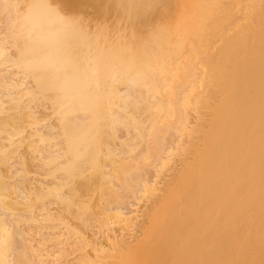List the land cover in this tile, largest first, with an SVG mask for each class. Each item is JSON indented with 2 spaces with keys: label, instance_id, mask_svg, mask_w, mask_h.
Returning <instances> with one entry per match:
<instances>
[{
  "label": "bare ground",
  "instance_id": "6f19581e",
  "mask_svg": "<svg viewBox=\"0 0 264 264\" xmlns=\"http://www.w3.org/2000/svg\"><path fill=\"white\" fill-rule=\"evenodd\" d=\"M47 1L0 0V264H264V0Z\"/></svg>",
  "mask_w": 264,
  "mask_h": 264
},
{
  "label": "rangeland",
  "instance_id": "374dc122",
  "mask_svg": "<svg viewBox=\"0 0 264 264\" xmlns=\"http://www.w3.org/2000/svg\"><path fill=\"white\" fill-rule=\"evenodd\" d=\"M102 2H99V3H101V4H96V2L97 1H94V3L95 4H92V0H77L76 1V3L75 2H72V4H75L76 6L75 7H73L74 9L73 10H71V11H69L68 13L69 14H71L72 15V18L73 19H80L81 20V25H83L84 27H93V26H96L97 24H101V25H104V26H110V25H112V23H113V21H114V17L116 16V14H117V12H116V14H115V11H116V9H117V7H116V9H115V11H113V12H111L112 10H114V6L115 5H117L115 2H116V0H114V2L112 1V0H101ZM106 1V2H105ZM134 1V2H133ZM136 1L137 0H132V3L130 4V2H131V0L129 1V4H127L126 6H125V11L123 12V14L120 16V21L121 22H123V24H124V27L126 26V28H128L129 29V27L130 26H134L135 24H137V22H138V24L139 23H141V25H147V24H145V23H148V20L147 21H145V20H143L144 18H142L143 17V15L146 13V16H148L149 17V14H151V13H149V12H151L152 10V8H150V10H148L147 9V11H145V13H143V15H142V8H144L145 9V7L146 8H148L147 6H144L145 4H143V2H145L144 0H140L142 3H140L139 1V3L140 4H142L141 6H140V4L137 2L136 3ZM148 2H150V0H147ZM153 1V0H152ZM155 2H153L155 5H157V7H158V4H159V7H160V9H161V2L160 1H156V0H154ZM49 2H51V3H53L54 2V0H48L47 1V3H49ZM58 4L59 3H61L62 2V0H57L56 1ZM89 2H91V4L89 3ZM102 3H103V5H102ZM114 3H115V5H114ZM145 3H147V2H145ZM156 3H158V4H156ZM87 4H90V5H88L87 6ZM112 4H113V6H112ZM152 4V3H151ZM151 4H148V5H151ZM92 5H93V7H92ZM99 6L98 8H97V6ZM104 5H106L105 7H104ZM100 6H102V7H100ZM144 6V7H143ZM151 6H153V5H151ZM151 6H149V7H151ZM65 7V6H64ZM113 7V8H112ZM142 7V8H141ZM156 6H154L153 7V9L155 8ZM100 8V9H99ZM108 8H111V9H108ZM163 8V7H162ZM65 9V8H64ZM104 9H107L108 11L109 10H111V11H107V10H105L104 11ZM143 9V10H144ZM155 10H156V8H155ZM154 10V11H155ZM106 12V13H105ZM112 13H114L115 14V16H114V14H112ZM148 14V15H147ZM116 18V17H115ZM118 18V17H117ZM146 18V17H145ZM116 20V19H115ZM144 22V23H143ZM133 23H135V24H133ZM132 28H130L129 30H131ZM4 30V26L2 25V24H0V32H2ZM128 32V31H127ZM127 46V45H126ZM9 47V46H8ZM40 109V110H39ZM38 109V111L40 112H42V109L41 108H39ZM19 136V135H18ZM22 148V147H21ZM23 148H25V147H23ZM22 150V149H21ZM20 151V150H19ZM23 151V150H22ZM27 169H28V167H26ZM25 168V169H26ZM29 169L31 170V168L29 167ZM36 170V169H35ZM32 174H29V176H31Z\"/></svg>",
  "mask_w": 264,
  "mask_h": 264
}]
</instances>
